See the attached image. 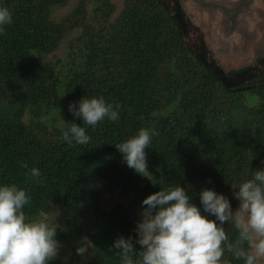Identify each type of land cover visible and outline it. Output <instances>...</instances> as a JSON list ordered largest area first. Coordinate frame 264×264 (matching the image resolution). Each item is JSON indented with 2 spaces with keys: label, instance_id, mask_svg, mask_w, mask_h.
<instances>
[{
  "label": "trees",
  "instance_id": "1",
  "mask_svg": "<svg viewBox=\"0 0 264 264\" xmlns=\"http://www.w3.org/2000/svg\"><path fill=\"white\" fill-rule=\"evenodd\" d=\"M68 1L0 0L13 20L0 34V183L26 189L29 219L58 224L49 264H120L114 239L135 237L130 210L159 187L180 184L197 205L200 190L213 188L235 209L230 184L264 167V72L246 89L224 88L156 0H77L62 13ZM83 96L119 103V118L82 124L90 142L69 145L64 122H82L68 104ZM141 127L157 132L145 148L148 178L113 145ZM21 162L40 176L26 177ZM223 226L236 245L238 230Z\"/></svg>",
  "mask_w": 264,
  "mask_h": 264
},
{
  "label": "clouds",
  "instance_id": "2",
  "mask_svg": "<svg viewBox=\"0 0 264 264\" xmlns=\"http://www.w3.org/2000/svg\"><path fill=\"white\" fill-rule=\"evenodd\" d=\"M12 22L9 9L0 6V34ZM119 109V103L106 101L103 96H83L70 102L68 111L82 123L63 121L66 130L62 140L69 145H87L91 137L82 124L94 128L105 118L116 121ZM156 135L154 128L141 127L136 134L113 145L127 167L148 178L152 175L145 148ZM20 167L26 169V177L40 176L37 167L29 168L24 162ZM230 187L232 196L239 202L236 209L226 195L213 188L200 190L199 205L192 202V195L180 184L159 187L147 195L141 200L135 237L120 235L111 245L118 250L120 264H229L224 258L225 251L235 259H242L243 264H261L264 261V167L252 170L250 178ZM30 201L25 188L16 183H0V264H49L59 255L58 224L29 219L24 207ZM225 222L238 230L236 245L229 242ZM244 244L246 248L240 246ZM87 250L83 242L75 248L80 256ZM62 259L66 261L67 257Z\"/></svg>",
  "mask_w": 264,
  "mask_h": 264
},
{
  "label": "rangeland",
  "instance_id": "3",
  "mask_svg": "<svg viewBox=\"0 0 264 264\" xmlns=\"http://www.w3.org/2000/svg\"><path fill=\"white\" fill-rule=\"evenodd\" d=\"M76 1L69 0L67 6L61 9L62 13L72 9ZM113 2L121 5L117 0ZM179 2L224 71L246 68L264 57V0ZM104 199L108 203L116 200L114 196L109 195H105ZM130 211L136 224L140 219L141 210L133 206ZM261 264H264V261H261Z\"/></svg>",
  "mask_w": 264,
  "mask_h": 264
},
{
  "label": "water",
  "instance_id": "4",
  "mask_svg": "<svg viewBox=\"0 0 264 264\" xmlns=\"http://www.w3.org/2000/svg\"><path fill=\"white\" fill-rule=\"evenodd\" d=\"M163 10L173 17L181 29V42L192 55L209 71L226 89L238 91L249 86H241L247 80L264 72V57L258 59L254 64L245 69L225 74L221 65L213 57L208 49L204 38L197 27L188 19L183 11L179 0H156Z\"/></svg>",
  "mask_w": 264,
  "mask_h": 264
}]
</instances>
